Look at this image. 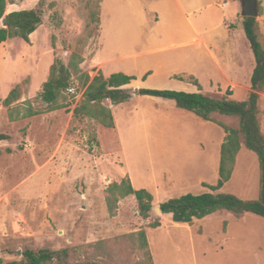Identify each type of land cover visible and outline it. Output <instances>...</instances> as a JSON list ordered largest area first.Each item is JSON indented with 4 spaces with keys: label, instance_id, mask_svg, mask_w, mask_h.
<instances>
[{
    "label": "rangeland",
    "instance_id": "374dc122",
    "mask_svg": "<svg viewBox=\"0 0 264 264\" xmlns=\"http://www.w3.org/2000/svg\"><path fill=\"white\" fill-rule=\"evenodd\" d=\"M210 1L191 0L186 4L189 12L193 11L190 19L201 34L223 21L222 16L233 15L235 19L240 14L236 3L221 10L217 6L209 8ZM101 2L8 0L6 13L40 4L43 20L28 43L12 39L0 44V134L8 136V140L0 142V264L19 260L26 249H69V264H264L261 217H236L219 211L183 224L174 223L169 214L159 215L152 210L149 219H142L133 196L119 199L116 216L111 217L105 201L106 188L125 177L135 189L141 185L150 188L153 209L185 194L210 192L198 181L216 185L220 145L225 137L220 125L236 129L235 119L214 114L213 122H204L177 110L170 100L132 95L122 104L104 102L115 124L108 129L89 118L73 116L85 89L77 79L72 80L64 108L45 110L35 117L9 119L8 107L3 105L9 92L19 86L20 97L13 107L32 100L55 60L67 65L70 55L78 54L84 60L81 69L89 79L100 73H96L93 58L99 45ZM260 4L262 15L256 20L264 42V7L262 1ZM103 10L105 42L99 59L116 58L113 40L123 44L125 36L140 29L125 19L123 0H105ZM240 34L245 39L244 33ZM194 47L203 50L200 44ZM202 62H197L200 70L196 72L201 81V68L214 67L208 56H203ZM123 66L115 60L105 66V71L122 73L119 70ZM192 78H188V83L192 84ZM247 79L242 80V85L229 87L207 85L203 80V93L220 99L230 90L233 100L244 101L251 92ZM142 80H137L139 84L131 82L128 89L135 93L139 87L186 91L166 74L155 73ZM160 102H165L163 126L172 131L166 136L155 131L146 136L141 131L146 112ZM258 110L264 134V93H259ZM153 112L147 123L156 130L160 124L155 117L159 113ZM183 128L194 131L185 134L179 131ZM157 138L166 141L157 146ZM170 177L175 180L172 189L157 186ZM259 190L257 156L241 147L229 181L215 193L254 200ZM156 219L160 227L153 229L150 225ZM138 232H144L148 250L142 246ZM149 254L152 263L147 258Z\"/></svg>",
    "mask_w": 264,
    "mask_h": 264
},
{
    "label": "trees",
    "instance_id": "16d2710c",
    "mask_svg": "<svg viewBox=\"0 0 264 264\" xmlns=\"http://www.w3.org/2000/svg\"><path fill=\"white\" fill-rule=\"evenodd\" d=\"M7 4L8 0H0V44L12 39L28 43L30 35L42 24L41 5L6 13ZM257 8L259 17L262 15L259 0H257ZM242 27L255 62L250 78L251 92L244 101L233 100L230 90H227L220 99L207 96L201 91L200 85L194 78H192V84L197 87V92L194 93L149 88L136 91L138 96L173 101L177 109L189 112L204 122H213L214 114L233 118L237 122L236 129L220 125L225 137L219 151L218 180L214 186L202 184L210 192L200 195L189 193L159 204L162 215H171L174 223L189 224L194 219H202L219 211H226L236 217L252 214L264 219V134L258 117L259 93H264V42L261 39L260 26L256 18L243 16ZM83 61L81 56L74 53L70 55L67 65L55 60L49 68L48 77L38 95L26 101L24 105L13 107L20 97L19 86L14 87L3 100V105L8 107L9 119L15 121L19 118L35 117L45 110L49 112L64 108L68 101V91L72 80L77 79L83 83L85 89L82 101L74 109L73 116L78 119L86 117L105 128L113 129L114 118L110 108L105 106L104 102L118 105L129 101L135 92L130 91L126 86L130 85L135 77L115 73L105 78L98 73L89 79L81 69ZM6 140L8 136L0 134V142ZM241 147L253 152L258 160L260 190L258 198L254 200H243L228 193H215L229 181L235 158ZM129 196H133L136 201L139 217L149 219L154 207L153 196L145 189H134L128 177L106 188L105 201L109 215L115 217L119 199ZM150 227L153 229L160 227L159 219H156ZM137 235L142 241V246L147 249L144 232H138ZM70 252L69 249L57 251L26 249L19 260L6 264H69ZM147 258L150 263L153 262L150 254Z\"/></svg>",
    "mask_w": 264,
    "mask_h": 264
},
{
    "label": "crops",
    "instance_id": "0c3cea01",
    "mask_svg": "<svg viewBox=\"0 0 264 264\" xmlns=\"http://www.w3.org/2000/svg\"><path fill=\"white\" fill-rule=\"evenodd\" d=\"M259 1H262V6L264 7V0ZM190 2L191 0H123L125 19L132 21L136 29H140V31L137 30L138 32L125 36V43L123 44H118L113 40L116 58L99 59V54L105 42V32L102 28L105 0H102L99 15V24L101 26V28L99 27V45L93 58L97 68L96 73L100 72L105 78H108L116 71L112 69L105 71V66L118 60L124 63V66L119 71L124 75L135 77L133 82L138 83L137 80L151 78L155 73H158L159 76L160 73L166 74V78L169 80L180 82L181 89L186 90V93L197 92V88L193 84L188 83L189 77H193L198 82L202 92L206 90L203 80L207 85L213 83L219 87L242 85V83L244 84L242 80L247 78V80H250L255 62L246 37L243 39L240 34V32L244 33L240 1H210L207 5L209 8L217 6L221 10L228 9L229 3H236V5L240 6V14L235 19L233 15L222 16L223 21L215 27L204 29L203 34L197 30L195 23L190 19V14L193 11L189 12L190 10L186 6ZM193 2L194 0H192ZM218 29L220 30L218 31ZM111 34L109 35L110 37ZM110 41L112 43L111 39ZM196 44L202 45L203 50L197 51L194 47ZM203 56H208L212 60L214 67L213 71L205 66L201 68L204 69L201 72V78L203 79L201 81L196 72L200 70L197 69V62L202 64ZM176 77L184 79L180 80ZM221 81H224V85H221ZM186 85L188 89H186ZM191 86L193 90H190ZM139 89L141 88L139 87ZM164 103H157L155 108L150 107V110H147L146 122L141 129L146 136L153 133L152 131L161 136H166L172 131L169 127L163 126L165 120ZM153 111L159 113L155 117L160 124L156 130L147 123L151 119L149 114L154 113ZM179 131L190 134L194 130L183 128ZM165 141L164 138H157V146H159L160 142L164 143ZM204 182V180L198 181V185H202ZM160 184L165 190L172 189L175 185V180L170 177V179L163 180L156 185L161 186ZM139 189L148 191L150 188L141 185Z\"/></svg>",
    "mask_w": 264,
    "mask_h": 264
},
{
    "label": "water",
    "instance_id": "95a60500",
    "mask_svg": "<svg viewBox=\"0 0 264 264\" xmlns=\"http://www.w3.org/2000/svg\"><path fill=\"white\" fill-rule=\"evenodd\" d=\"M240 3H241V13L244 17L256 18L258 16L257 0H240ZM134 95L138 96V93L136 92ZM153 211L156 214L159 215L162 214L159 207L154 208Z\"/></svg>",
    "mask_w": 264,
    "mask_h": 264
}]
</instances>
